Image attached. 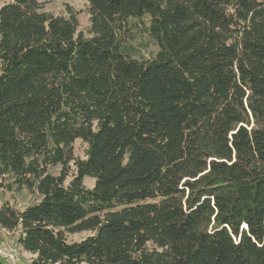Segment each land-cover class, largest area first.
<instances>
[{
    "label": "trees",
    "instance_id": "16d2710c",
    "mask_svg": "<svg viewBox=\"0 0 264 264\" xmlns=\"http://www.w3.org/2000/svg\"><path fill=\"white\" fill-rule=\"evenodd\" d=\"M86 1L0 2V190L39 196L0 228L30 264H264V0Z\"/></svg>",
    "mask_w": 264,
    "mask_h": 264
},
{
    "label": "rangeland",
    "instance_id": "374dc122",
    "mask_svg": "<svg viewBox=\"0 0 264 264\" xmlns=\"http://www.w3.org/2000/svg\"><path fill=\"white\" fill-rule=\"evenodd\" d=\"M4 0H0L2 2ZM44 3V9L51 11L56 15H66L67 7H70L72 10L77 11V17L79 22L80 30L85 31L86 26L88 25V17L86 14V0H40ZM139 41H144L141 35L137 36ZM153 48L152 43H148V47L144 48V51L147 52L149 49ZM85 143L81 140H76L73 144L74 154L82 157L84 155ZM59 166L50 167V172H58ZM84 184L91 186L93 184V179L89 177L84 178ZM39 196L36 193L28 192L27 190H21L18 192L10 193L7 191L0 190V203L5 199L13 202L17 207H24L31 203L32 201L38 199ZM88 234V232H79L68 235L69 239H79ZM17 231H5L0 228V242L5 239H11L16 241ZM21 258L25 261L26 264H30L28 254L19 247Z\"/></svg>",
    "mask_w": 264,
    "mask_h": 264
},
{
    "label": "built area",
    "instance_id": "2783aa9c",
    "mask_svg": "<svg viewBox=\"0 0 264 264\" xmlns=\"http://www.w3.org/2000/svg\"><path fill=\"white\" fill-rule=\"evenodd\" d=\"M0 259L7 264H26L21 258L19 245L11 239L0 242Z\"/></svg>",
    "mask_w": 264,
    "mask_h": 264
}]
</instances>
